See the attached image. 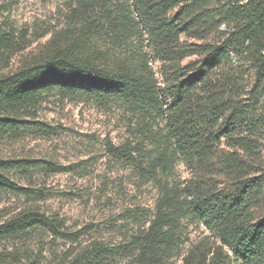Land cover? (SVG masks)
I'll use <instances>...</instances> for the list:
<instances>
[{
    "label": "trees",
    "instance_id": "1",
    "mask_svg": "<svg viewBox=\"0 0 264 264\" xmlns=\"http://www.w3.org/2000/svg\"><path fill=\"white\" fill-rule=\"evenodd\" d=\"M1 10L0 147L90 103L123 130L105 173L153 203L67 226L31 180L71 169L0 150V264H264V0H68L40 34Z\"/></svg>",
    "mask_w": 264,
    "mask_h": 264
},
{
    "label": "rangeland",
    "instance_id": "2",
    "mask_svg": "<svg viewBox=\"0 0 264 264\" xmlns=\"http://www.w3.org/2000/svg\"><path fill=\"white\" fill-rule=\"evenodd\" d=\"M68 0H0L1 17L16 28L36 26L39 34L53 19L57 8ZM37 121L46 124L45 133L25 134L19 143L2 144V156L46 160L58 169L72 172L32 174L33 189H43L44 208L57 213L67 226L93 222L107 236L114 219L134 205L152 207V194L133 198L125 179L106 174L99 141L108 136L114 144L123 137L116 116L100 112L87 102L49 98ZM97 159V160H96ZM96 160V161H95ZM120 225V222L117 223Z\"/></svg>",
    "mask_w": 264,
    "mask_h": 264
}]
</instances>
